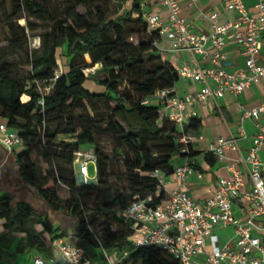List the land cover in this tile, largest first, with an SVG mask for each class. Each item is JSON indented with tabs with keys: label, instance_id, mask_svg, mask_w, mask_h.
<instances>
[{
	"label": "trees",
	"instance_id": "16d2710c",
	"mask_svg": "<svg viewBox=\"0 0 264 264\" xmlns=\"http://www.w3.org/2000/svg\"><path fill=\"white\" fill-rule=\"evenodd\" d=\"M141 1L121 0L120 9L106 16L103 6L108 0H0V8L9 4L14 19L21 18L23 9L51 24L39 37L41 55L26 60L31 72L24 83L12 76L5 62L22 51L27 24L16 26L8 17L4 19L11 37L0 48V123L23 141V148L11 153L18 181L53 212L73 220L85 251L127 252L121 264H179L159 248L134 247L130 223L116 216L137 199L151 197V205L161 203L163 192L156 196L157 182L151 175L155 171L172 174L175 159L195 155L190 144L188 152H182L179 139L195 134L200 125L191 118L181 133L159 112V106L145 103L157 91L172 88L179 77L161 59L154 45L159 36L140 17ZM80 6L85 13L77 11ZM91 15L93 21L88 18ZM131 36L138 38L136 45L127 40ZM94 66V73L84 76L82 70ZM102 135L114 141L112 157H121L124 174L116 176L114 184L107 173L111 156L94 140ZM59 136L71 139L58 141ZM84 146L92 147L96 157L94 184L77 182L74 153ZM58 185L67 190L64 200L56 194ZM13 199L9 191L0 194L4 221L0 247L9 246L14 234L22 233L16 251L41 253L43 234L53 235L52 239L65 236L27 201H17L12 210ZM36 226L42 231L37 232Z\"/></svg>",
	"mask_w": 264,
	"mask_h": 264
},
{
	"label": "built area",
	"instance_id": "2783aa9c",
	"mask_svg": "<svg viewBox=\"0 0 264 264\" xmlns=\"http://www.w3.org/2000/svg\"><path fill=\"white\" fill-rule=\"evenodd\" d=\"M144 0L139 4L140 17L149 31L157 32L159 40L164 38L173 52H186L191 56L200 55L209 59V67L201 68L196 63L175 69L178 77L189 79L201 85L195 94L179 98L173 87L157 91L145 103L159 106V112L175 124L180 132L189 118L195 113H185V106L211 99L216 101L224 94L239 96L251 83L264 79V64H258V57L264 45V0H257L253 6L255 12L245 10L241 0H230L227 10L235 13L232 21L219 23L218 13L208 15L211 31L207 34H195L189 23L179 17V6L176 0H162L167 11L165 19L143 12ZM137 16V15H134ZM232 40L244 57V68L230 72L226 69L224 48ZM158 42V41H157ZM157 42L154 45L157 48ZM96 66L82 70L84 76L92 75ZM57 78V73L55 75ZM49 88H46V92ZM41 103V102H40ZM240 121H251L255 133L245 155L237 145V139L230 135L220 138L208 146V153L220 161L227 151H234L238 158L235 164H241L242 170L231 166L229 178H219L213 194L202 203L194 200L184 189L185 179L193 172L189 158L174 169L173 173L179 182L178 188L169 193L165 201L151 205L152 198L134 200L125 209L117 211L116 216L130 223V242L134 247L153 246L168 253L179 264H264V162L258 153L264 148V101L258 106L246 109L239 106ZM241 133V128H239ZM195 140L194 136L182 135L179 142L182 152L187 153L186 145ZM0 146L7 152L23 148V141L18 135L0 123ZM96 162L93 150H78L74 153L73 165L78 166L76 177L78 184H94L88 179L89 163ZM156 196L163 192L164 175L155 171ZM199 178L202 177L197 172ZM245 178L249 189L244 190ZM244 201L248 204L243 219L234 218L232 203ZM230 228L232 231L231 246L218 245L215 235L217 229ZM93 241L99 244L93 230L88 227ZM208 241L211 250L204 251ZM52 254L43 258L34 257L29 264H57L61 259L65 264H91L85 249L76 240L68 241L64 237L51 240ZM105 254V251L100 248ZM205 254L203 263L195 261ZM127 255L123 252L122 258Z\"/></svg>",
	"mask_w": 264,
	"mask_h": 264
},
{
	"label": "crops",
	"instance_id": "0c3cea01",
	"mask_svg": "<svg viewBox=\"0 0 264 264\" xmlns=\"http://www.w3.org/2000/svg\"><path fill=\"white\" fill-rule=\"evenodd\" d=\"M144 1V7L142 9L144 13L157 15L161 19L166 18L167 11L161 4L162 0ZM229 1L230 0H176L179 6V17L185 19L189 23L191 31L195 34H207L211 31V24L208 18V15L211 13H218L219 23L232 21L235 18V13L227 10L226 7ZM241 2L247 12H255L253 6L257 3V0H241ZM157 43V49L161 59L174 69L183 65L192 67L195 63L201 68L210 66L208 58L200 55L191 56L186 52H173L170 49L169 43L164 38L158 40ZM224 54L226 56V69L228 71L234 72L244 68V57L239 47L232 40L227 41ZM257 63L264 64V45H262ZM200 87L201 85L198 83L179 77L173 89L176 95L183 99L187 95L197 93ZM262 101H264V79L256 83H251L237 97L226 93L221 99L216 101L207 99L203 102L185 106V113L190 114L194 112L195 116L193 118L200 122L195 134L188 133L189 136L195 137V140L190 143L191 149L195 152V155L189 158L193 167V172L186 177L184 183V189L187 194L197 202L202 203L213 194L216 189V182L219 178H229L231 176V166L242 170L241 164H235L238 158L236 152L227 151L225 153V158L220 161L214 155L208 153L209 144L217 139L232 135L237 139V145L241 154L245 155L246 150L251 145V138L255 133V128L249 120L240 121L241 112L239 106L249 109L258 106ZM152 103L155 104V100H153ZM239 128H241L242 134L239 133ZM59 138L60 136L56 140H61ZM18 151L19 150H15L12 153ZM258 157L264 162V148L258 153ZM184 160L185 158L175 159L174 169L180 167L184 163ZM197 172L202 174L201 178L197 176ZM14 176H16V169L11 160V153H7L0 146V194L9 191L14 196L11 190L12 185H14L12 181ZM163 182V201H165L169 193L178 188L179 182L174 174L164 175ZM248 189L249 183L245 178L244 190L246 191ZM16 202H14L13 199L11 205L12 210H14V204ZM247 209L248 204L244 201L232 203V215L234 218L243 219L246 216ZM42 216L44 217L46 215ZM3 223L4 221L0 218V234L4 230ZM260 224H264V221L260 222ZM51 225L54 228H58L61 232H64V238L66 240H76L79 244L80 241L75 235V228L72 231H65L58 225ZM35 229L37 232L42 231L40 226H36ZM215 235L218 238L219 246H231L232 231L230 228L217 229ZM23 236L24 234L22 233H16L9 246L0 247V264H29L34 257L40 256L47 258L52 254L51 240L53 235L50 236L47 234L42 235L44 250L41 253H36L34 250L24 253L17 252V244ZM210 250L211 246L209 242L206 241L204 244V251L207 253ZM86 252L91 264H121L123 260L122 253L116 250L108 253L105 252L104 254L100 249L96 248ZM204 260L205 254L195 258V261L199 263H203ZM57 264L65 263L60 259Z\"/></svg>",
	"mask_w": 264,
	"mask_h": 264
},
{
	"label": "rangeland",
	"instance_id": "374dc122",
	"mask_svg": "<svg viewBox=\"0 0 264 264\" xmlns=\"http://www.w3.org/2000/svg\"><path fill=\"white\" fill-rule=\"evenodd\" d=\"M121 0H108V4L103 6V10L105 11L106 16H110L116 13L121 7ZM84 7H77V11L79 13H85ZM58 13H62L61 8H59ZM11 9L9 4H4V8H0V48L7 46L5 39L11 37V34L7 27L5 26L4 19L8 17L16 26H26L25 34L26 38L23 42L22 51L16 52V54L6 60L7 67L10 68V72L12 76H16L22 82L27 83L31 72V66L26 64V60L30 61V57L40 56L41 55V47H42V37L45 33L49 31L50 22L37 20L33 16H30L25 10H21L19 14V19L11 17ZM90 21L94 20V16L91 15L88 17ZM33 29V30H30ZM130 43L136 45L138 38L136 36H131L127 39ZM35 52V53H34ZM85 61H88L85 58ZM97 67V66H96ZM96 69V68H95ZM96 77V76H95ZM102 76L100 75L99 78ZM96 79V78H95ZM124 86H121L123 89ZM91 114V112H89ZM72 137V136H71ZM59 139H71L70 137H60ZM95 143L97 141L99 149L111 156L110 161L107 165V173L109 174L111 179V183H115V177L118 175H123L124 170L121 164V157H112V150L114 147V141L111 137L107 135H102L94 138ZM80 150H93L92 147L84 146ZM88 168V179H94L96 176V167L94 163H89L87 165ZM78 169V166H75V170ZM77 173V172H76ZM114 177V178H113ZM13 184L11 187L12 192L14 193V202L24 200L29 202L36 211L42 216L46 215L48 221L53 225H58L61 229L65 231H72L74 230L73 222L69 216L64 213H56L53 212L47 205L38 197V195L32 190L23 185L21 182H18L16 176L12 179ZM56 194L57 196L64 200L67 198L68 193L67 190L58 185L56 187ZM90 204V202H89ZM102 219L98 220V223H102Z\"/></svg>",
	"mask_w": 264,
	"mask_h": 264
}]
</instances>
